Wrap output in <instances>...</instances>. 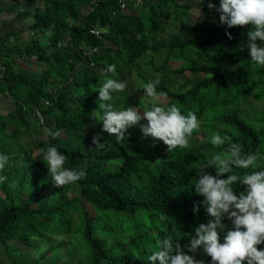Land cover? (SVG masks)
<instances>
[{"label": "trees", "instance_id": "16d2710c", "mask_svg": "<svg viewBox=\"0 0 264 264\" xmlns=\"http://www.w3.org/2000/svg\"><path fill=\"white\" fill-rule=\"evenodd\" d=\"M197 1L199 7L180 0L121 7V0H16L9 9L31 20L27 29L0 31V94L10 104L6 113L0 110V153L9 156L0 172L7 177L0 183V255L3 249L10 263L23 264L28 255L31 264H148L158 240L172 233L188 240L196 226L207 222L202 205L193 212L203 200L193 186L213 153L237 143L245 153H259L264 164V106L257 109L251 100H264V67L248 54L250 26L228 29L217 23L211 32L204 19L219 13L207 5L219 7L220 0ZM194 8L204 21L186 24L182 15ZM7 11L0 0V18ZM172 17L177 22L171 23ZM168 25L179 33L167 37ZM95 29L103 31L101 37ZM151 53L184 62L177 71L163 61L162 72H194L192 90L187 84L169 86L174 81L169 80L158 91L166 94L163 106L176 104L182 114L196 113L200 129L193 135L202 133L203 142L190 138L189 147L169 153L162 141L144 137L139 125L127 130L124 143L102 132L96 80H119L129 67L146 73L156 66L141 61ZM113 64L115 73L108 72ZM45 101L50 106L42 107ZM132 103L125 93L112 101L118 110ZM39 106L45 124L61 136H50L38 147L35 138L21 144L20 137L41 128L34 115ZM216 133L229 138L222 148L210 143ZM96 134L104 147L92 143ZM49 146L66 155V168L83 170L85 176L55 187L42 159ZM13 164L16 169L9 173ZM234 171L243 175L246 170ZM233 187L237 194L243 190L239 183ZM18 242L35 248L24 257ZM205 264H211L210 257Z\"/></svg>", "mask_w": 264, "mask_h": 264}, {"label": "clouds", "instance_id": "9594fccd", "mask_svg": "<svg viewBox=\"0 0 264 264\" xmlns=\"http://www.w3.org/2000/svg\"><path fill=\"white\" fill-rule=\"evenodd\" d=\"M184 1L188 3V0ZM191 1L197 2H189ZM144 2L145 0H121L120 4L121 7H125V4L138 7ZM207 7L210 11L219 13L217 17L204 19L209 23L210 31L217 23L226 25L228 29L250 26L247 32L248 54L256 66L264 67V0H220L219 7L211 2ZM182 18L186 24L192 21L200 22L195 19L193 13L183 14ZM199 18L203 19V14ZM174 22L177 20L172 17L171 23ZM168 27L165 34L167 37L179 33L178 27ZM171 29L175 32L171 33ZM92 32L98 37L103 34L100 29ZM225 34L228 39H232L230 32L226 31ZM166 53H159V56L153 53L143 56L142 62L156 65L146 73H136L131 67L124 68L123 76L119 80L108 78L100 84L97 102L103 110V115H98L97 118L101 120L102 132H106L109 137L115 136L119 142L124 143L127 130L139 125L144 137L162 141L169 153L189 147L190 138L194 140L193 133L200 129L196 113L188 111L187 114H182L181 107L176 104L163 106L166 100L162 102L160 98L166 99V94L159 92L158 86L162 82L170 83L169 80H174L169 86L183 87L187 84L188 89L192 90L195 87V74L186 70L176 73L162 72L163 61L177 71L184 63L182 60L169 58ZM149 56H152L153 60ZM170 62L180 65L174 68ZM115 69L113 64L108 66L107 71L115 73ZM123 93L130 97L133 103L124 110H118L112 101L115 97H122ZM41 106H50V101H45ZM41 106L34 109L35 118L40 120L41 128H38V134L31 135L37 139V147L40 142L50 141V136L52 139L61 136L60 130L53 132L45 124ZM142 120L147 123L141 124ZM28 135L25 138L30 139ZM102 139L100 134H96L92 143L95 147L102 148ZM227 140L228 137L216 133L211 136L210 143L215 148H222ZM42 159L53 185L57 188L75 184L85 176L83 170L66 168V155L55 146H49ZM260 161L259 153H245L237 143L230 142L226 148L213 153L200 167L193 186L195 194L203 197L201 202L194 204L193 212L198 213L202 205L207 222L196 226L190 232L188 240H184L180 235H172L173 233L158 240L156 249L148 257V264H205L209 257L211 264H264V249L258 248L264 245V164ZM8 163L9 156L0 153V172L4 171ZM13 169H16L15 164L9 165L7 171L11 173ZM208 169H214V174ZM234 169L246 171L239 175ZM13 176L14 174L11 179ZM6 180V176L0 175V183ZM237 183L243 188L238 194L233 187ZM226 222H230V226ZM223 233L225 235L221 242L220 235Z\"/></svg>", "mask_w": 264, "mask_h": 264}, {"label": "rangeland", "instance_id": "374dc122", "mask_svg": "<svg viewBox=\"0 0 264 264\" xmlns=\"http://www.w3.org/2000/svg\"><path fill=\"white\" fill-rule=\"evenodd\" d=\"M182 1H184V0H182ZM2 2H3L4 8H6L8 11L5 12L1 16V18H0V31L1 32L9 31V30L14 29L12 27H16V28H18L20 30L27 29L26 26L31 23V20L30 19H26V20L19 19L17 17V13L16 12L9 11V9L14 6L16 0H2ZM27 4H28V2H27ZM189 4L192 5L193 7H195V6L196 7H199L200 2H198V1L197 2H192L191 1V2H189ZM26 6L27 5H26L25 2L24 3L23 2L21 3V7L26 8ZM197 12H198L197 9H195L194 10V13H193L194 16H195V19L198 20V21H202V19L199 18L200 15L197 14ZM174 32H175V30L174 29H171V33H174ZM25 35L27 36V34H25ZM13 41H15V40L13 39ZM28 61L29 62H35V59H29ZM157 62L159 63V60L158 59H157ZM170 64L174 68H176V67H178L180 65V63H172V62H170ZM21 65L25 69L26 68L27 69H30L29 66H27V65H24V64H21ZM30 70L35 71V70H40V68L39 67H32ZM125 79L127 80V77ZM102 81H103L102 78H99V79L96 80V83L94 85L97 87V89L99 88V86L102 83ZM160 100H162V102H163L166 99L160 98ZM251 100L254 102V106L257 109H260V108H262L264 106V100L261 99V98L258 99L259 101H257L254 97H252ZM9 107H10V104L8 103V101L5 98H2V96L0 94V110H2V112L6 113V111H7V109ZM50 123L52 125H54L56 123V120H54V117L51 118ZM197 137L200 138V140L198 142H203L204 141V137H203V134L202 133H196V134L192 135V138L193 139H196ZM28 138H33V136L28 135ZM18 140H20L19 141L20 143L25 144V141L28 140V139L25 138V136H24L23 139L19 138ZM33 147L34 148H37L35 145ZM26 189H27V191H31V189H32L31 185H29ZM17 244H18L19 248L21 249L23 255H24V253L33 251V249L35 248V246H33V247L32 246H29V245H27L24 242H18ZM1 251H2V253L0 255V264H12V263H10L7 260V255L5 254L4 250L1 249ZM24 257H25V255H24ZM25 258H26V260L25 259L23 260L24 261L23 264H31L30 261H28L29 260L28 255ZM37 264H41V263H37ZM50 264H64V262L57 261V262L50 263Z\"/></svg>", "mask_w": 264, "mask_h": 264}]
</instances>
